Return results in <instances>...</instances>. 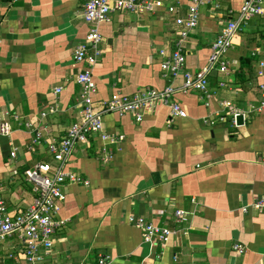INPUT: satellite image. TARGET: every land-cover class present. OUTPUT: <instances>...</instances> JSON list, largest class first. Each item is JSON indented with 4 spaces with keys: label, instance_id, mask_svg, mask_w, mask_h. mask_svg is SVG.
<instances>
[{
    "label": "crops",
    "instance_id": "obj_1",
    "mask_svg": "<svg viewBox=\"0 0 264 264\" xmlns=\"http://www.w3.org/2000/svg\"><path fill=\"white\" fill-rule=\"evenodd\" d=\"M85 1L0 0V123L7 121L11 129L0 135V196L7 214L31 205L37 193L25 171L53 163L48 143H59L79 121L75 77L82 67L72 53L89 28L81 17ZM191 1L172 3L177 14L164 8L120 11L99 25L95 102L144 88L181 87L182 73L161 69L160 51L174 50L175 18L186 14ZM244 1L211 0L200 8L198 26L185 44V70L194 73L206 65L213 42ZM226 60L227 74L209 73L206 95L173 96L185 118L169 122L165 107L140 122L107 114L106 131L123 139L110 144L89 135L87 144L75 149L68 168L89 184L64 186L57 218L66 223L54 234L50 262L43 264H99L100 256L106 264H264V214L252 207L264 199V113L257 110L258 86L264 82V17L242 26ZM56 87L62 91L54 97ZM234 111L244 115L242 125H232ZM13 114L33 128L15 122ZM35 129L42 137L31 145ZM177 210L188 213L186 221H176ZM130 216L176 234L166 244H145L128 223ZM237 244L243 252L233 250ZM0 264H29L17 235L0 242Z\"/></svg>",
    "mask_w": 264,
    "mask_h": 264
},
{
    "label": "built area",
    "instance_id": "obj_2",
    "mask_svg": "<svg viewBox=\"0 0 264 264\" xmlns=\"http://www.w3.org/2000/svg\"><path fill=\"white\" fill-rule=\"evenodd\" d=\"M166 5L163 0H86L81 14L82 19L89 25L85 40L73 48V61L75 65L82 67L75 77V83L79 89V121L69 127L65 137L59 142H49L48 149L53 163H39L25 171V178L32 183L36 191V197L28 208L21 213L10 215L5 212L4 202L0 196V242L17 235L22 242L25 258L29 264H43L53 256V237L57 230L61 229L66 221L58 219V213L66 199L64 186L68 184H82L88 186V181L78 174L69 170L71 157L78 146L86 145L89 135H96L100 140L115 144L123 139L121 135L109 134L104 126L103 119L107 114H115L119 117L129 115L135 122L142 119L158 107L168 110L169 122L176 118H185V110L175 101L173 96L177 92L186 93L198 91L207 94L208 75L217 70L228 73L229 62L226 53L232 47V40L242 26L254 17H264V0H245L238 10L236 18L224 26L216 40L213 42L206 65L196 71L190 72L184 69L187 53L185 44L189 34L198 26L200 8L211 0H192L186 14L175 18L174 24L177 30V39L174 50L167 53L160 51L165 57L161 63L164 73L176 76L183 75V83L180 88L172 86L163 89L144 88L133 95H114L111 99L95 102L93 95L96 93V82L93 70L102 58V35L99 25L108 22L113 12L149 13L164 8L170 14H177L176 5L180 0H168ZM262 66V65H261ZM261 76V73H258ZM260 101L258 112L264 113V82L258 86ZM62 91L61 87L54 88L53 96L56 97ZM227 107L228 104H225ZM55 110L50 107V112ZM239 112L231 114L232 125H237ZM45 117L46 113H42ZM244 121V115H242ZM12 119L24 125L27 129L33 128L30 122L22 123L21 117L12 115ZM224 121V117H220ZM11 129L7 121L0 123V135L8 136ZM31 145L40 143L42 134L40 130L31 131ZM30 148V147H29ZM9 157L14 160L16 149L14 148ZM110 152L105 153V160L111 159ZM252 207L259 213L264 214V199L256 200ZM188 213L183 210L175 212L178 223L186 221ZM128 223L141 232L142 241L145 244H166L176 234L175 230L154 225L142 217L130 216ZM233 250L243 252L239 244L233 246ZM99 264H106L105 258L99 257ZM50 262V261H49ZM51 264H61L52 260Z\"/></svg>",
    "mask_w": 264,
    "mask_h": 264
},
{
    "label": "water",
    "instance_id": "obj_3",
    "mask_svg": "<svg viewBox=\"0 0 264 264\" xmlns=\"http://www.w3.org/2000/svg\"><path fill=\"white\" fill-rule=\"evenodd\" d=\"M244 122H243V117H242V115H240V116H238V118H237V125L239 126V125H242Z\"/></svg>",
    "mask_w": 264,
    "mask_h": 264
}]
</instances>
